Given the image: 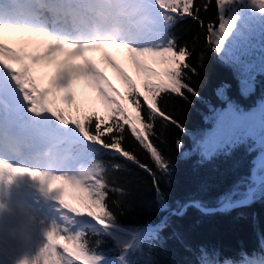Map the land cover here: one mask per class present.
<instances>
[{
	"label": "snow or ice",
	"instance_id": "obj_1",
	"mask_svg": "<svg viewBox=\"0 0 264 264\" xmlns=\"http://www.w3.org/2000/svg\"><path fill=\"white\" fill-rule=\"evenodd\" d=\"M227 2L215 0L218 9ZM193 3L194 0H36L35 4H21L20 0H0V105L4 107V115L0 117V142L19 119L18 106L22 100L30 113H47L62 126L77 130L87 144L114 150L139 164L133 155L122 149V136L116 134H122L128 126L139 143L151 151L156 163L166 168L161 154L147 143L153 131V124L147 121L154 120L158 114L171 124H177L158 108V97L169 90L181 96L182 89L195 94L184 82L185 70L191 67L186 57L191 53L186 46L178 47L176 40L168 37V29L177 18L184 15L196 18ZM252 3L264 11V0H252ZM232 26L231 22H221L218 27L214 22L208 25L207 38L214 43V51H219L222 42L219 33L226 36ZM5 32L25 33L27 38L19 46H12L5 43ZM107 47L126 50L132 64L144 74L141 87L105 54L104 61L119 73L127 86L126 92L121 94L86 56L89 50ZM59 53H64V59L54 73L46 80L39 76L40 68L50 65ZM73 58L81 59L82 63H73ZM148 60L165 67L158 72L149 66ZM79 79L94 90L103 114L95 106L76 101L72 87ZM6 95H10L14 103L6 100ZM125 100L134 105V116L127 114ZM145 104L151 114L147 118L142 116ZM91 124L95 125L94 132ZM108 134H111L110 143L105 140ZM214 135L220 140L227 139L232 135V128L223 123ZM96 150L93 148V156ZM6 167L12 172L30 171L13 168L10 163ZM260 167L264 169V161ZM30 174L39 177L49 193H55L53 199L62 216L46 233L47 242L39 252L31 258L25 256L17 264H73L69 257L81 264H98L101 257L87 246L80 225L95 221L99 226L97 232L102 233L113 224V213L106 207L105 180L97 179L95 186H91L59 172L37 170ZM65 186L80 194V206L65 199ZM5 252L0 248V254Z\"/></svg>",
	"mask_w": 264,
	"mask_h": 264
},
{
	"label": "trees",
	"instance_id": "obj_2",
	"mask_svg": "<svg viewBox=\"0 0 264 264\" xmlns=\"http://www.w3.org/2000/svg\"><path fill=\"white\" fill-rule=\"evenodd\" d=\"M192 10L196 18H177L168 37L191 53L186 57L191 67L185 70L184 82L195 94L182 89L181 96L169 90L158 97V108L177 124L158 114L147 121L153 124L147 143L161 154L166 168L156 163L128 126L116 134L122 136V149L139 164L114 150L82 141L73 145L75 152L89 159L91 168L100 162L103 171L93 173L105 180L106 207L113 213V224L124 230L109 228L99 233L88 224L80 227L87 246L104 258L98 264H121L123 253L126 264L264 263V179L253 182L249 201L231 208L201 209L191 202L209 206L244 196L252 164L264 152L258 145L264 135L252 143L239 139L208 156L192 148L193 133L205 126L214 108L231 103L250 110L264 99V75L249 90H242L237 69L216 55L207 38L208 25L220 22L215 0H194ZM222 86L224 99L218 93ZM140 100L143 103L142 96ZM123 103L127 114L134 116V105L127 100ZM150 115L145 104L142 116ZM90 127L94 132L95 125ZM105 140L110 143L111 134ZM93 148L97 149L95 156ZM257 172H261L260 166ZM153 225L142 229L137 239L133 236L141 227Z\"/></svg>",
	"mask_w": 264,
	"mask_h": 264
},
{
	"label": "bare ground",
	"instance_id": "obj_3",
	"mask_svg": "<svg viewBox=\"0 0 264 264\" xmlns=\"http://www.w3.org/2000/svg\"><path fill=\"white\" fill-rule=\"evenodd\" d=\"M35 2L36 0H20L21 4H35ZM26 38L27 34L25 33H4L5 43L12 46H19ZM105 54L111 56L114 61L119 58L127 60L126 50L114 47L86 52V56L104 74L110 71V65L103 59ZM63 59L64 53L57 54L50 65L40 68L38 75L46 80L54 73L55 68ZM72 62L82 63V60L73 58ZM81 81L82 79L75 80L73 85L79 84ZM5 99L14 103L10 95H6ZM18 108L19 119L6 134V140L1 142L3 145H0L3 147L0 149V248L6 250L4 254H0V264H17V261L25 256L34 257L47 242L46 233L52 227L49 225L50 218L60 214L53 199L55 193H49L43 187V181L39 177H33L30 171L38 170L43 173L40 167L46 169L49 168L47 166H51L49 173L59 172L71 178H75L74 173L79 175L77 163L73 158H68L67 154L58 147L61 138L55 128L49 123H45L41 115L27 111V106L23 104L22 100L19 101ZM3 115L4 107L0 105V117ZM17 141H21L23 158L14 162L8 161L9 159L6 157L8 150ZM27 148L31 154L29 158H25ZM11 151L17 152V150ZM9 163L13 168H25L30 171L12 172L6 167ZM27 164L29 167L24 166ZM81 181L87 184L89 177L86 176ZM69 191L74 190L65 186L66 200H68L67 193ZM88 219L90 220V218ZM91 222L96 225L95 221Z\"/></svg>",
	"mask_w": 264,
	"mask_h": 264
},
{
	"label": "rangeland",
	"instance_id": "obj_4",
	"mask_svg": "<svg viewBox=\"0 0 264 264\" xmlns=\"http://www.w3.org/2000/svg\"><path fill=\"white\" fill-rule=\"evenodd\" d=\"M220 11L219 23L231 22L233 26L226 36L219 33V29L217 28V33L222 36V42L219 51H215V53L221 60L228 62L233 68L235 67L237 69V76H239L241 89L245 91L249 90L252 85L256 81L261 80L264 75V11L253 4L252 0H228V2L220 8ZM126 55L127 60L119 58L115 59V62L128 74L137 87H141L144 74L136 69L128 58V54ZM147 63L158 72L162 71L163 67H165V65L159 62H153L152 60H148ZM105 76L121 94L125 93L124 89L126 84L120 79L119 73H117L114 68L110 66V71L106 73ZM151 78L156 79V77ZM72 91L77 102L85 106H95V108L103 114V108L96 99L94 90L88 86L86 81L82 79L81 83L73 85ZM218 93L221 98L224 99V97H226L223 86L218 89ZM61 106H63V104H61ZM41 116L45 123H49L53 128L54 125L57 127L59 132H56L59 136L60 133L62 136L66 135L67 137L68 135L70 136V133H75L74 128L62 126L51 115L45 113ZM223 123L232 128V135L227 139L220 140V138L214 134L218 132ZM204 125L205 126L197 129L193 133L191 140V144L193 145L192 148L197 149V151H200L204 156L224 149L231 143L239 141V139L245 140V142L251 141L252 143L254 140L261 138L259 135H264V99L250 110L237 108L231 103L226 104L222 108H214L207 115ZM260 141L258 145L263 150L264 137ZM59 144H62V142H59ZM59 144L58 147L67 154L68 158H73L77 163L79 173L85 171V169L86 171L91 169L87 157L82 154H79V156L74 154V149L71 147L72 141L63 144L62 147L59 146ZM68 152H70L72 156H70ZM77 160L81 163L80 167ZM74 177V179L82 180L78 174H74ZM88 177L89 181L85 185L95 186L96 180L98 179L96 175L94 176L91 173ZM263 179L264 169H261V172L258 173V177L253 182L256 183ZM67 197L68 201L76 206L81 205L80 194L75 190L69 191ZM59 215L50 218V226H53L54 222L60 219L62 213ZM85 224L92 225L90 222L82 223L80 227ZM110 229L122 232V229ZM58 251L60 250L58 249ZM65 255L67 254L65 253ZM102 260H104L103 257L99 261L102 262ZM254 264L259 263L257 262Z\"/></svg>",
	"mask_w": 264,
	"mask_h": 264
},
{
	"label": "water",
	"instance_id": "obj_5",
	"mask_svg": "<svg viewBox=\"0 0 264 264\" xmlns=\"http://www.w3.org/2000/svg\"><path fill=\"white\" fill-rule=\"evenodd\" d=\"M264 161V153L261 154L253 163L252 165V168H251V178L250 180L248 181L247 183V192L244 196L242 197H239V198H236L234 199L233 201L231 202H227V203H220V204H217V205H209V206H204V205H199L198 203H196L194 200H191V202L193 204H195L197 207L201 208V209H225V208H231V207H234L236 205H239V204H243L245 202H247L249 199H251L252 197V193H253V189H254V186L252 184V182L258 177V172L256 171V167L260 166L261 165V162ZM92 223V222H91ZM93 224V223H92ZM93 226L95 228H98L99 226L98 225H95L93 224ZM110 227L112 228H117L116 226L114 225H111ZM150 228H154L155 225L153 226H149ZM140 235V232H136L134 233V237H138ZM121 261H122V264H126L125 263V259L124 257L121 258Z\"/></svg>",
	"mask_w": 264,
	"mask_h": 264
},
{
	"label": "clouds",
	"instance_id": "obj_6",
	"mask_svg": "<svg viewBox=\"0 0 264 264\" xmlns=\"http://www.w3.org/2000/svg\"><path fill=\"white\" fill-rule=\"evenodd\" d=\"M97 166L93 167L92 169H89L87 171H83L81 173H79V176L81 179L85 178L86 176L90 175L92 172H96L97 174H99L101 171H103L102 167L99 166L100 162H95Z\"/></svg>",
	"mask_w": 264,
	"mask_h": 264
}]
</instances>
